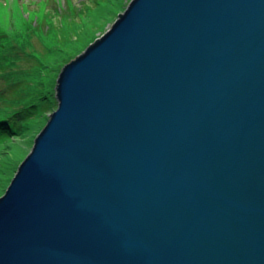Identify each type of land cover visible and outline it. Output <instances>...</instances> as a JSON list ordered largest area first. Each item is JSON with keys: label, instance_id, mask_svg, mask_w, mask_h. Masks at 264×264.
Here are the masks:
<instances>
[{"label": "water", "instance_id": "obj_1", "mask_svg": "<svg viewBox=\"0 0 264 264\" xmlns=\"http://www.w3.org/2000/svg\"><path fill=\"white\" fill-rule=\"evenodd\" d=\"M55 90L0 264H264V0H131Z\"/></svg>", "mask_w": 264, "mask_h": 264}, {"label": "rangeland", "instance_id": "obj_2", "mask_svg": "<svg viewBox=\"0 0 264 264\" xmlns=\"http://www.w3.org/2000/svg\"><path fill=\"white\" fill-rule=\"evenodd\" d=\"M130 1L0 0V106L21 107L25 92L56 93L60 64L103 35ZM38 110L29 127L0 142V196L52 112Z\"/></svg>", "mask_w": 264, "mask_h": 264}, {"label": "trees", "instance_id": "obj_3", "mask_svg": "<svg viewBox=\"0 0 264 264\" xmlns=\"http://www.w3.org/2000/svg\"><path fill=\"white\" fill-rule=\"evenodd\" d=\"M66 62L60 64L61 67ZM60 67V69H61ZM60 71V70H59ZM56 93L52 91L49 93L41 92H25L24 100H28L26 104L21 102L23 99H19L17 103L21 104V107L3 109V106H7V102L0 106V142L4 138H8L11 134L19 133L21 129L29 127L31 121H34L38 108H42V113L47 114L50 110L53 111L57 107ZM39 111V110H38ZM43 115V114H42ZM3 172L1 171V174Z\"/></svg>", "mask_w": 264, "mask_h": 264}, {"label": "snow or ice", "instance_id": "obj_4", "mask_svg": "<svg viewBox=\"0 0 264 264\" xmlns=\"http://www.w3.org/2000/svg\"><path fill=\"white\" fill-rule=\"evenodd\" d=\"M0 194H2V192H0Z\"/></svg>", "mask_w": 264, "mask_h": 264}]
</instances>
